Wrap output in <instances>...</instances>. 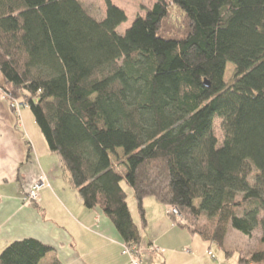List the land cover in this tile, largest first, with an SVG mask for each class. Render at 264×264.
<instances>
[{"label": "trees", "instance_id": "16d2710c", "mask_svg": "<svg viewBox=\"0 0 264 264\" xmlns=\"http://www.w3.org/2000/svg\"><path fill=\"white\" fill-rule=\"evenodd\" d=\"M125 20L109 0L100 20L79 0H0L2 94L24 102L83 206L123 245L141 238L125 182L141 227L152 197L220 247L230 229L259 228L237 260L264 264V0H154L119 35ZM51 250L12 241L0 264H40Z\"/></svg>", "mask_w": 264, "mask_h": 264}, {"label": "crops", "instance_id": "0c3cea01", "mask_svg": "<svg viewBox=\"0 0 264 264\" xmlns=\"http://www.w3.org/2000/svg\"><path fill=\"white\" fill-rule=\"evenodd\" d=\"M4 84L0 74V87ZM19 113L17 118L0 89V249L32 238L52 249L40 264H128L110 219L99 208L83 206L59 155L49 151L32 115ZM40 177L46 186L39 191L38 202L24 205L23 198ZM143 209L144 227L137 210L138 222L129 209L140 229V264H239L237 250L204 242L176 226L167 208L154 198H145ZM152 247L160 251L150 253Z\"/></svg>", "mask_w": 264, "mask_h": 264}, {"label": "rangeland", "instance_id": "374dc122", "mask_svg": "<svg viewBox=\"0 0 264 264\" xmlns=\"http://www.w3.org/2000/svg\"><path fill=\"white\" fill-rule=\"evenodd\" d=\"M83 6V8L86 10V12L94 17L97 20H100L104 17V12L106 8V0H79ZM111 4L114 6L122 9L126 15V20L121 23L117 27V33L119 35H123L125 30L130 27L133 20L138 16L142 15L145 8L151 7L154 0H109ZM175 24L178 23V21H173ZM233 71V67L230 65L226 66L225 73H224V80L228 81L231 77ZM2 76V75H1ZM22 114L25 115H31L29 110L27 108L21 109ZM214 131L215 134L220 138V127L219 122L216 121L214 123ZM123 189L127 193V205L130 211L135 214L136 211V201L132 195L131 189L126 185L125 182L121 183ZM130 212V213H131ZM135 218L138 222V216L137 213L135 214ZM260 237V230L259 228L256 229L252 236L250 238L245 237L238 233L237 231L230 229L228 231L227 239L225 241L224 246H226L228 249H235L239 253H246L248 250H254L258 245L257 241ZM5 246H3L4 248ZM0 249L1 250L3 249Z\"/></svg>", "mask_w": 264, "mask_h": 264}, {"label": "built area", "instance_id": "2783aa9c", "mask_svg": "<svg viewBox=\"0 0 264 264\" xmlns=\"http://www.w3.org/2000/svg\"><path fill=\"white\" fill-rule=\"evenodd\" d=\"M10 107L13 110V113L15 116H17V118H19V112H20V108H21V104L17 101H10ZM46 186V180L44 177H40L39 180H37L32 186L31 189L29 190V192L25 195V197L23 198L22 202L24 205H31L32 203H36L38 202V198H39V191ZM170 212L172 215H174L175 217L179 218V213L175 208H170ZM160 249L157 247H152L149 249L150 253H157L159 252ZM122 255L128 257L129 259V263L128 264H140L139 261V256L142 253V250L140 248L139 245H123L122 248ZM208 255H210V257H213L212 253H208Z\"/></svg>", "mask_w": 264, "mask_h": 264}, {"label": "bare ground", "instance_id": "6f19581e", "mask_svg": "<svg viewBox=\"0 0 264 264\" xmlns=\"http://www.w3.org/2000/svg\"><path fill=\"white\" fill-rule=\"evenodd\" d=\"M2 95H3V98H4L5 100L8 101L9 106H10V100L8 99V97H7L5 94H2ZM19 103L21 104V108H20V110H21L22 108H26L24 102L19 101Z\"/></svg>", "mask_w": 264, "mask_h": 264}]
</instances>
